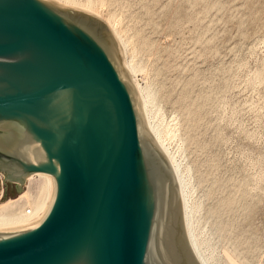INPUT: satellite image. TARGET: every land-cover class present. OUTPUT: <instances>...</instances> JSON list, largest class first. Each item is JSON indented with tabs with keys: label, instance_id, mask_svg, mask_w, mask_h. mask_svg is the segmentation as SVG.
I'll return each instance as SVG.
<instances>
[{
	"label": "water",
	"instance_id": "95a60500",
	"mask_svg": "<svg viewBox=\"0 0 264 264\" xmlns=\"http://www.w3.org/2000/svg\"><path fill=\"white\" fill-rule=\"evenodd\" d=\"M79 18L112 43L86 13L0 0V124L13 133L0 170L18 192L33 172L56 181L38 226L0 235V264H168L149 256L156 192L129 86ZM25 136L42 159L19 151Z\"/></svg>",
	"mask_w": 264,
	"mask_h": 264
},
{
	"label": "rangeland",
	"instance_id": "374dc122",
	"mask_svg": "<svg viewBox=\"0 0 264 264\" xmlns=\"http://www.w3.org/2000/svg\"><path fill=\"white\" fill-rule=\"evenodd\" d=\"M66 1L89 6L123 41L213 264H264V0ZM0 131L4 150L13 133ZM0 173L2 198H15L22 190ZM160 239L149 252L158 260Z\"/></svg>",
	"mask_w": 264,
	"mask_h": 264
},
{
	"label": "bare ground",
	"instance_id": "6f19581e",
	"mask_svg": "<svg viewBox=\"0 0 264 264\" xmlns=\"http://www.w3.org/2000/svg\"><path fill=\"white\" fill-rule=\"evenodd\" d=\"M46 1L53 4L58 3L60 6L55 4L58 7H61V5L72 7L73 10L86 13L99 20L102 19L101 21H103L109 29L112 44L105 41L102 33L95 27V25H91L88 20L84 18H79L81 24H84L96 33L101 42L105 44L110 55L116 57L122 78L128 84L132 95L138 117L139 133L141 139L144 141V149L146 150L149 171L152 175L156 192L157 207L150 248L154 246L155 240H157L160 235V240H162V248L160 247L161 261L168 264H213L212 253H206V251L209 250L210 245H204L206 242H203L204 240L200 241L201 239H199L201 234L199 235L198 233L197 218L195 219V214L197 215L198 213V206L189 202L190 195L188 194L190 190L188 192L186 189L189 186L185 185L186 182L181 174L179 165L176 164L165 147V136H163L158 128L150 122L149 110H147V107L151 102V99L149 96L144 98L142 91L136 87L137 84H134L133 76L136 69L132 64L130 65V63H127L124 43L117 35L114 25L110 21L104 20L92 9L88 8L89 6L84 7L79 4L69 3L66 0ZM113 41L117 46L116 50L110 46H113ZM120 58H122V61ZM170 135L171 134H169V136ZM21 141L23 144L19 151L23 156L33 162L43 158L39 146L36 143L29 141L27 136L23 137ZM147 146L151 147L152 150H154L164 161L165 168L166 170L168 169L169 172V174L167 172L168 178L163 173L157 159H155L148 151ZM25 179L22 191L15 198L3 199L2 192H0V235L16 233L38 226L44 216L48 214L53 204L56 194V181L53 175L45 172H33L28 174ZM171 184L173 185L174 194H172L171 191Z\"/></svg>",
	"mask_w": 264,
	"mask_h": 264
}]
</instances>
